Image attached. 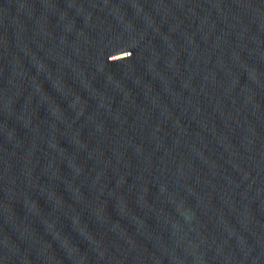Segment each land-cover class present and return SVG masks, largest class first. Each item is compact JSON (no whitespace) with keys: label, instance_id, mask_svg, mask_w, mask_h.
<instances>
[{"label":"water","instance_id":"95a60500","mask_svg":"<svg viewBox=\"0 0 264 264\" xmlns=\"http://www.w3.org/2000/svg\"><path fill=\"white\" fill-rule=\"evenodd\" d=\"M0 264H264V0H0Z\"/></svg>","mask_w":264,"mask_h":264}]
</instances>
